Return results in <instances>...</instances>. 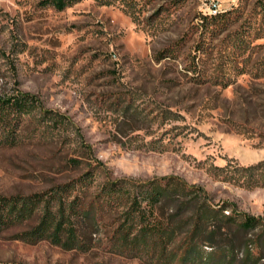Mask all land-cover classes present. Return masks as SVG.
Instances as JSON below:
<instances>
[{
	"label": "rangeland",
	"instance_id": "374dc122",
	"mask_svg": "<svg viewBox=\"0 0 264 264\" xmlns=\"http://www.w3.org/2000/svg\"><path fill=\"white\" fill-rule=\"evenodd\" d=\"M218 1L226 18L215 23L200 0H78L63 10L0 0V97L29 92L41 104L23 116L17 143L0 146V194L46 199L68 188L66 204L79 196L90 214L76 222L83 246L31 242L22 234L43 202L0 232V264H164L117 243L123 205L94 202L109 180L134 188L178 175L216 207L264 217V186H249L243 169L264 164V0ZM183 230L170 264H181ZM255 257L248 264H264V248Z\"/></svg>",
	"mask_w": 264,
	"mask_h": 264
},
{
	"label": "trees",
	"instance_id": "16d2710c",
	"mask_svg": "<svg viewBox=\"0 0 264 264\" xmlns=\"http://www.w3.org/2000/svg\"><path fill=\"white\" fill-rule=\"evenodd\" d=\"M77 1L45 0V4L63 10ZM221 13L211 15L212 21L216 23L226 18ZM40 108L37 97L29 92L0 97V146L16 144V132L23 116L31 115ZM42 113L44 118L63 123L62 117L52 110L42 109ZM263 165L243 168L250 173L246 180L249 186H264V180L255 174L264 170ZM89 180L86 177L82 182L88 183ZM122 181L105 182L94 196V202L101 210L123 205V220L115 233L120 246L146 251L159 262L170 264L173 256L167 254V250L178 229L184 228L185 235L178 246L181 254H177L181 264L189 256L200 264H248L256 258V252L264 248V217L239 211L233 204L216 207L209 201L202 186L190 184L178 175L140 181L134 188L127 187ZM67 189L60 188L46 199L42 193L0 194V232L35 217L44 202L39 224L23 233L22 237L31 242L50 239L68 248L83 246L76 222L90 214L84 213L86 210L81 206L79 196L66 204L62 191ZM57 202L59 208L55 211L52 205ZM165 205L171 206L172 211L167 216L157 213V208H164ZM178 218L182 219L174 225ZM204 245L211 250L206 251Z\"/></svg>",
	"mask_w": 264,
	"mask_h": 264
},
{
	"label": "built area",
	"instance_id": "2783aa9c",
	"mask_svg": "<svg viewBox=\"0 0 264 264\" xmlns=\"http://www.w3.org/2000/svg\"><path fill=\"white\" fill-rule=\"evenodd\" d=\"M200 1L203 2V4L207 7L211 15L218 14L222 11L220 7L221 6L220 2L218 0H200Z\"/></svg>",
	"mask_w": 264,
	"mask_h": 264
}]
</instances>
